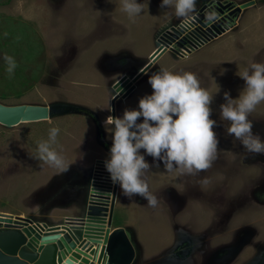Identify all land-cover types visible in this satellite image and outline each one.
<instances>
[{
	"label": "rangeland",
	"instance_id": "374dc122",
	"mask_svg": "<svg viewBox=\"0 0 264 264\" xmlns=\"http://www.w3.org/2000/svg\"><path fill=\"white\" fill-rule=\"evenodd\" d=\"M205 1L209 0H196L195 11ZM228 1L241 5L243 0ZM254 1L232 16L217 38L182 57L165 47L153 61L160 32L181 21L174 8L160 7L161 0H137L144 10L134 22L122 11V0H11L0 5V103L4 105L64 102L106 114L114 95L118 97L115 116H122L125 108H138L140 97L152 93L148 78L161 69L192 72L213 94L211 118L217 121L218 151L224 155L219 153L208 170L195 176L165 172L174 173L172 180L165 178L162 163L153 164L146 179L149 191L158 198L155 208L139 195L129 199L121 193L119 204L125 198L135 207L119 209L113 222L128 220L136 255L132 264H174L179 247L175 233L182 224L188 234L202 235H189L194 246L186 264H195L201 254L215 257L216 264H264V192L259 190L264 154L248 153L226 135L227 122L219 115L224 92L235 99L245 86L237 73L252 60L264 63V0ZM233 30L238 34L230 36ZM6 55L17 65L12 75L6 71ZM148 62L151 66L133 88L129 80L123 82ZM85 116L70 112L13 126L0 124V218L23 215L56 223L72 216L53 211L81 194L93 160L109 153L95 138L91 141L92 125ZM249 119L253 133L264 140V102ZM52 127L59 128V134L51 147L71 164L63 173L41 166L32 157L38 144L48 140ZM146 159L152 163L150 156ZM155 175L164 183H153ZM237 232L241 237L236 242L221 245Z\"/></svg>",
	"mask_w": 264,
	"mask_h": 264
},
{
	"label": "clouds",
	"instance_id": "9594fccd",
	"mask_svg": "<svg viewBox=\"0 0 264 264\" xmlns=\"http://www.w3.org/2000/svg\"><path fill=\"white\" fill-rule=\"evenodd\" d=\"M121 7L133 22L144 10L137 0H122ZM160 7L174 8L175 16L186 23L195 12L196 0H161ZM4 59L6 71L12 75L16 62L11 56ZM237 74L245 86L235 99L224 92L220 120L227 122L226 135L239 141L248 153L264 154V140L253 133L249 119L257 105L264 102V63L252 60ZM148 83L152 93L140 97L138 108H125L122 116L108 115L103 120L111 140L104 165L123 195L129 199L139 195L155 208L158 198L149 191L146 179L152 165L162 163L166 171L175 170L181 176L198 175L217 159L219 139L214 131L217 121L211 118L213 94L201 86L196 74L161 69L149 76ZM58 134L59 128H50L48 140L38 144L32 157L41 166L47 164L63 173L70 164L51 147ZM83 156L81 153L79 158ZM146 156L152 158L151 164Z\"/></svg>",
	"mask_w": 264,
	"mask_h": 264
},
{
	"label": "water",
	"instance_id": "95a60500",
	"mask_svg": "<svg viewBox=\"0 0 264 264\" xmlns=\"http://www.w3.org/2000/svg\"><path fill=\"white\" fill-rule=\"evenodd\" d=\"M254 0L236 5L228 0H209L192 14L191 20L170 25L158 37V48L151 54L153 61L168 47L184 56L203 44L217 38L229 27L232 16L254 4ZM184 48L185 52L181 51ZM151 61V62H152ZM148 62L131 79L124 78L133 88L136 81L150 66ZM123 90L120 92L122 93ZM116 97V96H115ZM114 97V98H115ZM78 105L54 102L48 105L0 103V124L17 125L21 122L47 120L70 113ZM92 185L88 176L83 199L76 203L77 215L65 216L58 222H44L23 215L5 217L0 221V264H132L135 247L127 227L112 228V214L117 185L114 186L110 205L97 196L89 201ZM81 195V194H80ZM3 217V216H2Z\"/></svg>",
	"mask_w": 264,
	"mask_h": 264
},
{
	"label": "flooded vegetation",
	"instance_id": "af4514ba",
	"mask_svg": "<svg viewBox=\"0 0 264 264\" xmlns=\"http://www.w3.org/2000/svg\"><path fill=\"white\" fill-rule=\"evenodd\" d=\"M166 29H164L165 31ZM163 31L160 32V34ZM160 34L158 35V37L160 36ZM175 55L177 57H182L179 56L177 54V52H174ZM113 95L112 98H110L109 101V107H111L112 111L109 112L107 111L106 114H102L101 112L99 113L97 110H94L90 107L87 106H79L78 108H74L72 112L75 113H81L83 114V116H85L87 119L89 118L90 124L92 125V133H90L88 136H91V141L94 143V138L95 141L97 142L98 146L102 149V150H106L107 152H109L110 147H111V140L109 139V134L105 131V128L103 126V120L108 116V115H116L115 112V102L117 100V98ZM108 110V109H107ZM221 149V147H220ZM220 153V154H219ZM224 151H218L219 155H224ZM106 158H95L90 166V171H89V175L91 177V169L96 171V174L99 176V179L102 183L107 182V181H111L110 180V175L107 172V170L105 169V165H104V161ZM114 186H103L101 187V195H105L108 199L109 202H111V198H112V194H113V190H114ZM259 190L260 192H264V181H262L259 184ZM121 190L119 185H117V189H116V195H115V202H114V206H113V214H112V222H113V217L117 216V208H116V203H119L121 200ZM139 197V196H138ZM142 200V198H141ZM140 200V201H141ZM130 202V201H129ZM178 227L180 228V230L182 232H180L179 229H176V233H175V238H176V242L179 244L178 249L176 250V252H174V257H175V261L174 264H186L187 258H189L192 254V250H193V246L194 243L192 242L191 238H189L190 236L196 237V236H202L201 233L198 232H194L191 234H188L186 232V230H184V224L182 225H178ZM186 229V228H185ZM209 233L210 229H206ZM190 235V236H189ZM245 235V234H244ZM242 235V236H244ZM239 233L237 232V234H233L232 238H230L228 241L221 243L222 246L226 245V244H232L234 242H236L239 239ZM208 241L203 239V243H207ZM216 258L207 254H201L198 257L195 258L194 262L195 264H216ZM150 262V261H147Z\"/></svg>",
	"mask_w": 264,
	"mask_h": 264
},
{
	"label": "crops",
	"instance_id": "0c3cea01",
	"mask_svg": "<svg viewBox=\"0 0 264 264\" xmlns=\"http://www.w3.org/2000/svg\"><path fill=\"white\" fill-rule=\"evenodd\" d=\"M239 1V0H238ZM243 2H246V0H243L242 1V3ZM254 5V4H253ZM251 6V5H250ZM249 7V6H248ZM247 8V7H246ZM249 10V9H248ZM246 12V9L245 10H243V13H241V14H243L244 15V13ZM242 15V16H243ZM241 16V15H240ZM240 21H241V18H240V20H239V25H240ZM236 31V30H235ZM234 30L230 33V36L231 35H236V34H238L237 32H235ZM246 41V39H244L243 38V40H242V42L244 43ZM242 42H240L239 41V45L240 46H242ZM71 165V164H70ZM75 165H77V164H75ZM77 167H78V169L81 171L82 170V168L79 166V165H77ZM56 169V168H55ZM78 170V171H79ZM79 171V172H80ZM84 171V170H83ZM165 172H170V171H164V176H165V178H168V179H170V180H172L175 176L173 175L174 173L172 172L171 174H169L168 176L167 175H165ZM160 178V175L159 176H156L155 175V179L156 180H154V182L153 183H156V184H158V182L160 183V184H162V183H164V181H162L161 179H159ZM83 181H84V178H83ZM84 189H86V187H83L82 188V192H81V195L79 194V196L78 197H76V199H74L72 202H69V203H66V205L64 206V207H62V208H56L55 209V211H53V212H59V213H65V214H67V215H75V214H79L80 212H81V210H77V206H76V203L77 202H79V201H81L82 199H83V195L85 194V190ZM76 207V209H74ZM135 206L131 203V202H129V200L128 199H123V202L121 203V204H119V203H116V210H117V212H118V210L119 209H130V208H134ZM59 210V211H58ZM64 211H66V212H64ZM127 219V218H126ZM125 219V220H126ZM128 221V220H127ZM127 221H125V222H122V223H119V224H115L114 222H112V228L113 227H117V226H122V227H127ZM51 223H54V222H51Z\"/></svg>",
	"mask_w": 264,
	"mask_h": 264
},
{
	"label": "built area",
	"instance_id": "2783aa9c",
	"mask_svg": "<svg viewBox=\"0 0 264 264\" xmlns=\"http://www.w3.org/2000/svg\"><path fill=\"white\" fill-rule=\"evenodd\" d=\"M181 51L186 53L184 48H181ZM113 185L114 184L111 181H107V182L102 183L99 179V176L96 174V171L93 169L92 170V185H91V188L89 191V196H88L89 201H94V199L96 198V195L97 196H103V199L107 203V206H109L110 205L109 199L105 195H101V193H102L101 187L113 186ZM73 263L77 264L74 261H73Z\"/></svg>",
	"mask_w": 264,
	"mask_h": 264
},
{
	"label": "trees",
	"instance_id": "16d2710c",
	"mask_svg": "<svg viewBox=\"0 0 264 264\" xmlns=\"http://www.w3.org/2000/svg\"><path fill=\"white\" fill-rule=\"evenodd\" d=\"M11 2V0H0V5H7Z\"/></svg>",
	"mask_w": 264,
	"mask_h": 264
},
{
	"label": "bare ground",
	"instance_id": "6f19581e",
	"mask_svg": "<svg viewBox=\"0 0 264 264\" xmlns=\"http://www.w3.org/2000/svg\"><path fill=\"white\" fill-rule=\"evenodd\" d=\"M1 217H2V216H1ZM2 218H5V217H2ZM2 218H0V221H1Z\"/></svg>",
	"mask_w": 264,
	"mask_h": 264
}]
</instances>
